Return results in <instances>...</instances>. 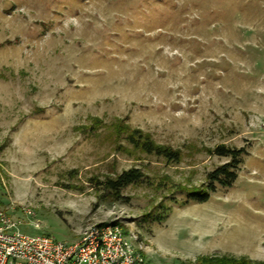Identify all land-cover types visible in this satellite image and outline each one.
<instances>
[{
    "label": "rangeland",
    "instance_id": "1",
    "mask_svg": "<svg viewBox=\"0 0 264 264\" xmlns=\"http://www.w3.org/2000/svg\"><path fill=\"white\" fill-rule=\"evenodd\" d=\"M222 145L243 151L233 187L186 204L174 185L207 184ZM131 168L151 184L127 200L94 185ZM0 208L58 241L119 225L145 264H264V0H0Z\"/></svg>",
    "mask_w": 264,
    "mask_h": 264
},
{
    "label": "built area",
    "instance_id": "2",
    "mask_svg": "<svg viewBox=\"0 0 264 264\" xmlns=\"http://www.w3.org/2000/svg\"><path fill=\"white\" fill-rule=\"evenodd\" d=\"M134 240L116 224L95 225L73 242L31 236L21 232L20 221L9 211L0 208V264H145Z\"/></svg>",
    "mask_w": 264,
    "mask_h": 264
},
{
    "label": "trees",
    "instance_id": "3",
    "mask_svg": "<svg viewBox=\"0 0 264 264\" xmlns=\"http://www.w3.org/2000/svg\"><path fill=\"white\" fill-rule=\"evenodd\" d=\"M99 121L97 120V123ZM115 128L117 137H123L126 143L132 146L136 151L149 156L163 158L168 162L178 163L181 160V152L171 147L158 145L152 139L150 134L144 133L139 129L132 130L125 124H118ZM86 130V129H84ZM111 138L113 134L110 135ZM212 154L229 158L230 161L207 175V184L199 187L188 188L186 186L174 185L175 192L184 194L187 203L203 204L209 201L211 194L217 191V188H232L238 178L240 165L242 164L243 151H236L226 146H218L212 151ZM98 190L104 194V198L111 202L127 200L123 195V190L129 186H137L144 183L151 184L149 177L138 168L124 170L114 176H106L103 180L93 181ZM150 218V216L146 217ZM166 215H157L151 218L153 222H163ZM124 231L127 233L126 229ZM194 264H255L246 257L235 258L232 256L200 257Z\"/></svg>",
    "mask_w": 264,
    "mask_h": 264
}]
</instances>
